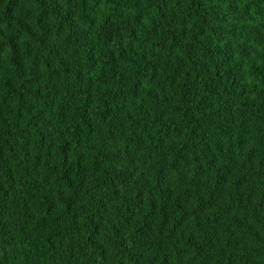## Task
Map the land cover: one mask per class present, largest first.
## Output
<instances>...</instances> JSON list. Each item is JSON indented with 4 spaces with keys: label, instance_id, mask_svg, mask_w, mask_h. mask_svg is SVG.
<instances>
[{
    "label": "trees",
    "instance_id": "trees-1",
    "mask_svg": "<svg viewBox=\"0 0 264 264\" xmlns=\"http://www.w3.org/2000/svg\"><path fill=\"white\" fill-rule=\"evenodd\" d=\"M0 264H264V0H0Z\"/></svg>",
    "mask_w": 264,
    "mask_h": 264
}]
</instances>
